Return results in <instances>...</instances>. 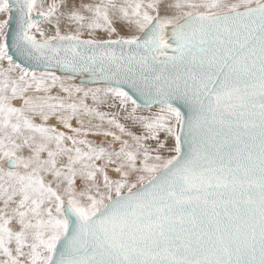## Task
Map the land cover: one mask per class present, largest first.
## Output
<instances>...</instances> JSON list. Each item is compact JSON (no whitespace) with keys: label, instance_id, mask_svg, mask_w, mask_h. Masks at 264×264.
I'll use <instances>...</instances> for the list:
<instances>
[{"label":"snow or ice","instance_id":"snow-or-ice-1","mask_svg":"<svg viewBox=\"0 0 264 264\" xmlns=\"http://www.w3.org/2000/svg\"><path fill=\"white\" fill-rule=\"evenodd\" d=\"M0 264H264V0H0Z\"/></svg>","mask_w":264,"mask_h":264}]
</instances>
